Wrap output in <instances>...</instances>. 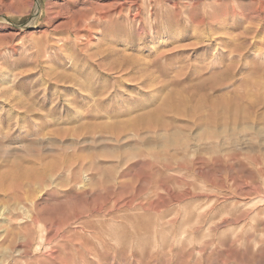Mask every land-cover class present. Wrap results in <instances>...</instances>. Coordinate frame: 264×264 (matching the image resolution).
Instances as JSON below:
<instances>
[{
    "label": "rangeland",
    "instance_id": "rangeland-1",
    "mask_svg": "<svg viewBox=\"0 0 264 264\" xmlns=\"http://www.w3.org/2000/svg\"><path fill=\"white\" fill-rule=\"evenodd\" d=\"M0 264H264V0H0Z\"/></svg>",
    "mask_w": 264,
    "mask_h": 264
}]
</instances>
